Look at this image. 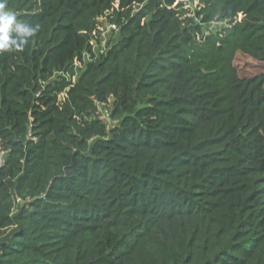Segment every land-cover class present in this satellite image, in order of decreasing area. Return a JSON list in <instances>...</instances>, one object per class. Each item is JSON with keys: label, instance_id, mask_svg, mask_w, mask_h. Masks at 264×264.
Returning a JSON list of instances; mask_svg holds the SVG:
<instances>
[{"label": "trees", "instance_id": "1", "mask_svg": "<svg viewBox=\"0 0 264 264\" xmlns=\"http://www.w3.org/2000/svg\"><path fill=\"white\" fill-rule=\"evenodd\" d=\"M176 1L6 0L40 27L0 54V264H264V73L235 63H264V0H201L209 35Z\"/></svg>", "mask_w": 264, "mask_h": 264}, {"label": "built area", "instance_id": "2", "mask_svg": "<svg viewBox=\"0 0 264 264\" xmlns=\"http://www.w3.org/2000/svg\"><path fill=\"white\" fill-rule=\"evenodd\" d=\"M118 3L119 1H117V3L115 4L116 9H118ZM173 7H180L185 9L189 18H192L196 24L203 26L205 35L215 33V31L220 27L230 26L229 20L220 21L218 19H215L207 24H203L202 16H198L197 14V12L201 13L204 8L201 0H177L174 3ZM140 8H142V5L137 6L135 10L138 11ZM242 18L243 15L240 14L236 19V22H241ZM119 31L120 28L118 27V25L109 21L108 13L97 19V28L91 34L89 49L82 54V58H76L70 70L57 71L53 75V79L57 77L63 78L70 84L69 87H67L61 94H59L58 98L60 102H63L67 98V92L69 91L70 87L77 82L78 78L86 69L87 65L89 63L100 60L107 54L111 44V37L110 35H108V33L111 34ZM71 70H74V73H72ZM94 102L96 108L95 118L105 123L108 129L117 124L118 121L112 118L114 102L113 96H110L106 101H99L97 99H94ZM5 158L6 152L0 151V166L4 164ZM20 203L21 199H15V205H18Z\"/></svg>", "mask_w": 264, "mask_h": 264}, {"label": "clouds", "instance_id": "3", "mask_svg": "<svg viewBox=\"0 0 264 264\" xmlns=\"http://www.w3.org/2000/svg\"><path fill=\"white\" fill-rule=\"evenodd\" d=\"M39 27L18 20L17 14L8 9L6 0H0V54L23 52Z\"/></svg>", "mask_w": 264, "mask_h": 264}, {"label": "rangeland", "instance_id": "4", "mask_svg": "<svg viewBox=\"0 0 264 264\" xmlns=\"http://www.w3.org/2000/svg\"><path fill=\"white\" fill-rule=\"evenodd\" d=\"M11 11H14V10H11ZM136 11L137 10H134V12ZM108 35H110L111 37V42L117 41L120 36L119 32L111 33V34L108 33ZM235 63L238 67L239 76L243 80L253 81L254 79H257L258 77H260L262 73H264V63L256 62L246 55L238 54Z\"/></svg>", "mask_w": 264, "mask_h": 264}]
</instances>
